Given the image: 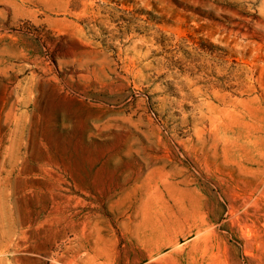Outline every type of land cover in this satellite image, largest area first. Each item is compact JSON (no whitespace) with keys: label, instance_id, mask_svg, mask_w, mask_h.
I'll list each match as a JSON object with an SVG mask.
<instances>
[{"label":"rangeland","instance_id":"374dc122","mask_svg":"<svg viewBox=\"0 0 264 264\" xmlns=\"http://www.w3.org/2000/svg\"><path fill=\"white\" fill-rule=\"evenodd\" d=\"M0 264H264V0H0Z\"/></svg>","mask_w":264,"mask_h":264}]
</instances>
